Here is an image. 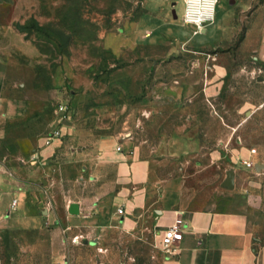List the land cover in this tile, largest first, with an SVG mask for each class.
<instances>
[{"label": "rangeland", "instance_id": "rangeland-1", "mask_svg": "<svg viewBox=\"0 0 264 264\" xmlns=\"http://www.w3.org/2000/svg\"><path fill=\"white\" fill-rule=\"evenodd\" d=\"M183 8V0H0L4 94L27 106L0 129V173L12 177L6 168L9 156L16 161L10 142L28 131L48 139L59 128L62 140L75 133L82 142L88 133L98 138L131 131L144 138L184 128L199 134L206 156L214 145L229 146L246 153L240 169L244 161L253 164L251 174L256 166L264 169V61L238 50L264 0H218L213 24L195 34L181 19ZM226 17L228 34L214 43ZM206 81L217 85L212 95L224 116L220 126L202 114L213 110L205 94L191 103L181 87L191 82L197 91ZM58 103L70 109L69 124L58 122ZM189 112L199 119L188 121ZM16 185L3 187L0 264H166L144 217L130 232L99 231L96 243L86 236L62 244L53 225L18 228L7 215Z\"/></svg>", "mask_w": 264, "mask_h": 264}, {"label": "crops", "instance_id": "crops-1", "mask_svg": "<svg viewBox=\"0 0 264 264\" xmlns=\"http://www.w3.org/2000/svg\"><path fill=\"white\" fill-rule=\"evenodd\" d=\"M227 20L214 32V43L228 34L223 28ZM146 21L142 20L145 27ZM238 50L264 61V9L243 30ZM5 72L0 66V129L27 112L22 99L4 94ZM187 83L181 87L188 100L192 103L197 93H204L213 110L202 114L220 126L224 116L214 107L212 95L216 83L202 82L197 91ZM199 116L189 112L186 119ZM64 133L61 129L60 136L47 139L34 138L28 131L8 144L16 161L7 159L12 177L0 173V206L6 197L3 187L19 185L12 193L16 204L7 212L18 228L53 225L50 230L60 233L65 244L111 228L130 232L144 217L158 239L180 216L184 229L178 253L165 255L166 264H264V169L256 166L255 175L250 173L253 164L240 169L245 151L214 145L206 156L199 134L184 128L144 138L131 131L98 138L88 133L85 142L75 133L62 140ZM225 162L233 172L231 188L221 185L228 171L222 169ZM71 203L76 204L74 213L68 210Z\"/></svg>", "mask_w": 264, "mask_h": 264}, {"label": "built area", "instance_id": "built-area-1", "mask_svg": "<svg viewBox=\"0 0 264 264\" xmlns=\"http://www.w3.org/2000/svg\"><path fill=\"white\" fill-rule=\"evenodd\" d=\"M218 0H183L184 8L181 19L184 23L193 27L192 32L195 34L215 19V9ZM58 122L64 125L71 114L70 109L63 103H58L54 109ZM54 136L61 135V128L55 129L52 132ZM51 135V136H52ZM117 149H120L117 146ZM246 166H251L249 161H244ZM16 198H12L10 206L14 207ZM118 213L122 212L121 208L117 209ZM184 229V222L182 217H175L174 220L162 229L158 235V248L166 255H176L178 253L177 242L182 239V232Z\"/></svg>", "mask_w": 264, "mask_h": 264}, {"label": "water", "instance_id": "water-1", "mask_svg": "<svg viewBox=\"0 0 264 264\" xmlns=\"http://www.w3.org/2000/svg\"><path fill=\"white\" fill-rule=\"evenodd\" d=\"M174 3H175V2L173 1V2H172V5H174ZM173 15H174V14H173ZM65 123H66V124H69L70 121H65ZM221 185H222L223 187H226V188H231V187L233 186V172H232V170H228V171H226V173H225V177H224V179H223ZM68 210H69V212H72V213L76 212V211H77V209H76V204H75V203H71V204L69 205Z\"/></svg>", "mask_w": 264, "mask_h": 264}]
</instances>
